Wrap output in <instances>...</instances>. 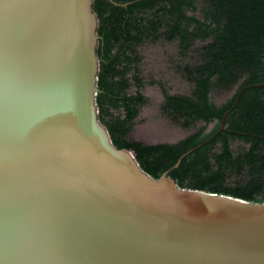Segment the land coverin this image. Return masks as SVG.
<instances>
[{
    "label": "water",
    "instance_id": "1",
    "mask_svg": "<svg viewBox=\"0 0 264 264\" xmlns=\"http://www.w3.org/2000/svg\"><path fill=\"white\" fill-rule=\"evenodd\" d=\"M97 27L93 0H0V264H264V202L113 144Z\"/></svg>",
    "mask_w": 264,
    "mask_h": 264
},
{
    "label": "trees",
    "instance_id": "2",
    "mask_svg": "<svg viewBox=\"0 0 264 264\" xmlns=\"http://www.w3.org/2000/svg\"><path fill=\"white\" fill-rule=\"evenodd\" d=\"M113 1L93 0L96 104L113 144L153 178L168 171L180 188L264 202V0ZM160 41L175 43L190 92L150 83L163 90L164 112L193 131L145 143L130 136L148 103L141 48ZM231 90L221 104L212 98Z\"/></svg>",
    "mask_w": 264,
    "mask_h": 264
},
{
    "label": "rangeland",
    "instance_id": "3",
    "mask_svg": "<svg viewBox=\"0 0 264 264\" xmlns=\"http://www.w3.org/2000/svg\"><path fill=\"white\" fill-rule=\"evenodd\" d=\"M143 55V73L147 84L144 94L148 103L141 109V113L130 133L131 138L145 143L176 142L187 136L193 130L183 128L163 110L164 95L159 81L171 93H189L190 83L180 72V58L175 43L160 41L155 44L147 43L141 48ZM233 93L231 91L214 92L213 100L217 104L223 103ZM212 125L208 127V130Z\"/></svg>",
    "mask_w": 264,
    "mask_h": 264
}]
</instances>
